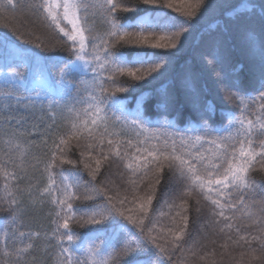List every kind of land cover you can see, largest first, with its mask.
<instances>
[{"label":"trees","instance_id":"1","mask_svg":"<svg viewBox=\"0 0 264 264\" xmlns=\"http://www.w3.org/2000/svg\"><path fill=\"white\" fill-rule=\"evenodd\" d=\"M3 2L5 8L0 9V41L6 40V49H0V71L20 72L24 79L16 85L20 89L16 95L32 97L35 106L17 105L14 98L5 101L2 93L11 90L13 86L10 84L6 88L5 79L0 78V264H17L18 258L21 264H62L65 257L55 237L56 223L62 224L56 217L58 205L55 198L61 195L56 188L63 189L73 182V169H79L81 173V186L71 189L79 198L72 201L73 209L77 211L75 217L68 219L69 227L80 233L85 243L92 227L84 223L87 217H82L79 209L91 204V201L84 198L85 193L91 194V188L83 185L91 179L95 159L101 158V155L99 148L90 149L87 146L98 144L99 140L93 141L86 135L72 136L70 130L72 124L82 122L78 118L87 109L86 101L93 80L89 73L63 71L64 66L60 61L72 57L62 34L47 24L43 13L35 10L34 6L40 4L41 0H12L17 5L16 8L9 5L7 0ZM89 3L101 5L104 0H89ZM124 3H139L141 9L154 8L155 11L149 13L151 15L175 18L178 30L179 25L187 18L177 9H187L195 0H156L155 5H144L142 0H124ZM169 3L173 5L172 8L167 7ZM89 15L91 19L88 27L93 29L94 34L103 36L108 30L106 9L91 8ZM118 15L125 22L127 19H135L137 14L118 10ZM61 26L71 29L66 21ZM187 27L188 31L180 37L178 50H155L170 54L166 70H161L163 75L150 85H134L127 92L117 93L128 112L142 105L149 133L160 132L162 138L164 133L172 134L170 124L180 128L195 126L199 120L191 104V100L195 98L216 105L215 116L209 120L210 125L216 127L226 124L227 121L222 119L221 109L235 108L236 102L229 105L226 98L222 99L224 87L236 80L242 90L255 93L264 74V52L261 48L264 42V19L261 15V0H211L208 7L194 17ZM161 35L165 33L157 32L150 40L154 42ZM118 47L119 44L114 45V48ZM85 59L92 60V56H86ZM214 67L227 77L224 84L218 82ZM104 75L107 76V73ZM73 84L78 86V90L72 89ZM69 92L71 96L68 95ZM165 93L170 95L173 103L167 113L157 112V100ZM77 96L79 99L74 103L73 97ZM54 102L61 107L50 110L49 105ZM246 104L247 106H239L238 114L242 113L255 121L258 109L252 108L247 102ZM8 111L24 121L18 139L5 135V129L16 128L14 124L9 126L4 123L5 118L11 119L4 115ZM165 115L167 121L163 119ZM232 131L235 132V129ZM109 132L119 135L104 138L103 153L109 155V159L102 161L95 177L98 188L112 196L114 201L124 199L126 214L137 219L145 218L139 204L146 202L148 194L154 191L152 204H146V215L152 218L155 213L156 228H163V231L153 234L158 236L161 246L167 249L172 248V235L168 233V228L177 230L182 227L183 207L189 209L188 229L192 236L185 237L187 243L182 249L176 250L172 264L264 262V252L259 250L264 240L252 241L253 236L260 237L262 234L260 221L264 219V161L257 158L249 169L248 177L254 183L246 190L244 207L232 212L226 206L225 216L230 218L232 224V228L228 229L223 227L224 218L211 216V205L199 190L180 195L176 185L168 179L167 161H163L164 173L160 184L155 183L158 174L155 167L146 175H133L126 169L129 158L140 154L135 152L134 147L126 150L123 142L131 140L136 146L138 139L144 140L145 134L137 137V130L131 125H110ZM61 139L67 143L59 144ZM108 139L120 142L122 154L127 151L123 160L115 157L114 150L110 154ZM150 143L158 142L151 140ZM53 154L57 160L55 165L49 167ZM81 154L85 157L83 160L80 159ZM61 159H70L75 164L61 163ZM85 164L91 165V168H85ZM18 175H23L24 179L19 180ZM49 192L51 195H48ZM162 198L166 203L160 204L158 208ZM224 199L232 197L225 193ZM17 206L18 211L13 213L12 209ZM197 207L200 209L199 214L196 212ZM161 211L164 213L162 216L159 214ZM177 212L181 215L177 216ZM145 224H148V219H145ZM237 227L239 232L236 231ZM20 232L26 235L20 237ZM114 232L116 234L111 238L115 249L103 248L102 240L96 241L101 252L95 257L88 255L84 246L72 249L73 264L77 260L81 264L88 260L91 264L93 259H106L108 264H112L113 251L118 250L126 235L119 234L118 230ZM95 235L103 238L105 232L97 231ZM134 260L135 258H131L129 264H133Z\"/></svg>","mask_w":264,"mask_h":264},{"label":"snow or ice","instance_id":"2","mask_svg":"<svg viewBox=\"0 0 264 264\" xmlns=\"http://www.w3.org/2000/svg\"><path fill=\"white\" fill-rule=\"evenodd\" d=\"M210 2L211 0H195V3L190 4L187 9H177L187 18L183 24L179 25L178 30L175 18L151 15L149 13L154 12V8L141 9L139 3L125 5L124 0H104L101 5L91 4L89 0H63V2L41 0L40 4L34 6L36 11L43 13V19L47 24L58 30L65 38L72 58L60 61L64 66L63 71L89 73L93 80L86 101L87 109L83 116L78 118L82 122L72 124L70 130L72 136L86 135L93 141L99 140L98 144L87 146L90 149L99 148L101 155V158L95 159V168L91 169V179L83 185L91 188V194L85 193L84 196L85 200L91 201V204L79 209L81 216L87 217L84 223L92 227L87 233L89 239L86 243L80 233L69 227L68 219L75 217L77 211L73 209L72 201L79 198L71 189L74 186H81V173L79 169H73V182L63 189L56 188V191L61 193L55 198V203L58 205L56 217L57 221H62V224L56 223L55 237L65 257L62 264H73L72 249L81 246L86 247L88 255L93 257L99 255L101 248L96 246V241L102 240L105 249H115L116 246L111 238L116 234L114 230L126 235L120 242L118 250L113 251L112 264H129L131 258H135L133 264H172L176 250L182 249L187 243L185 237L191 238L192 236L188 229L189 209L187 207H183L184 215L181 216L183 226L177 230L172 227L168 228V233L172 235V248L167 249L161 246L158 236L153 234L163 231V228H156L155 213L152 218L146 215L148 211L146 204L149 206L152 204L154 191L148 194L146 202L139 204L141 211L145 213V218L137 219L133 215L126 214L123 207L124 199L114 201L112 196L96 186L95 177L100 171L102 161L109 159V155L103 153L104 138L109 135L113 137L119 135V133L109 132L110 125H131L137 130V137L145 134L144 140L138 139L136 146L131 140L123 142L126 150L134 147L135 152L140 154L130 157L125 165L133 175L137 173L146 175L152 167H155L158 170L155 183L160 184L164 173L163 161H167L168 179L176 185L180 195L199 190L211 205V216L224 218V228H232L230 218L225 216L226 206L232 212L244 207L246 190L254 183L248 177L249 169L253 167V162L257 158L264 161V74H262V82L255 93L242 90L236 80L224 87L222 99L226 98V103L229 105L236 102L235 108L221 109L222 119L227 121L226 124L222 123L216 127L210 125L209 120L215 116L216 105L195 98L191 100L193 112L199 116L195 126L186 125L180 128L169 122L173 132L172 134L164 133L163 138L160 132L149 133L142 105L128 112L117 95V93L127 92L134 85L140 87L150 85L152 81L163 75L161 70H166V64L169 62L167 57L170 54L155 50H178L177 45L180 37L188 31L187 26L192 23L194 17L208 7ZM7 3L13 8L17 7L12 0H7ZM142 3L155 5L156 0H142ZM94 7L106 9L105 21L108 30L103 36L94 34L93 29L88 27L91 19L89 12ZM167 7L172 8L173 5L169 3ZM4 8V2L0 0V9ZM118 10L125 13H136V18L122 22ZM261 15L264 19V0H261ZM64 21L67 25H71L70 30L66 26H61ZM157 32H163L165 35H161L158 40L152 42L150 37L155 36ZM125 37L127 39H124ZM165 40L168 42H162ZM116 44H119L118 48H114ZM261 48L264 52V42ZM0 49H6V40L0 41ZM89 55L92 56V60L85 59ZM213 71L216 72L218 82L224 84L227 77L215 67ZM233 71L235 73L236 69ZM104 73H107V76ZM0 77L6 78V88L10 84L13 86L11 90L2 93L5 101L14 98L17 105L35 106L32 97L16 95L20 91L16 85L24 79L20 72L0 71ZM118 77H125V79H117ZM71 87L73 90H78L76 84ZM68 95L71 96V92ZM78 99V96L73 97V102H77ZM137 100L139 101V97ZM246 102L252 108L258 109L255 121L242 113L238 114L240 113L239 106H247ZM172 103L170 95L165 93L161 99L157 100L155 108L157 112L167 113ZM56 107L61 106L55 102L49 105L50 110ZM4 115L11 117V119L5 118V124L16 125L15 130L11 127L5 129V135L20 138V129L24 121L12 115L11 111ZM163 119L167 121V116L165 115ZM232 129H235V132ZM151 140H156L158 143L152 144ZM66 143L64 139L59 141L61 145ZM107 144L110 147V154L114 150L117 159L123 160L127 156V151L121 153L119 141L108 139ZM84 158L81 154L80 159ZM56 160L57 157L53 154L49 167L55 165ZM60 162L75 164L70 159H61ZM84 167L91 168V165L85 164ZM17 178L21 181L24 179L23 175H18ZM50 179L55 184L51 176ZM225 193L232 199H224ZM48 195H51V192ZM213 196L216 198L214 199ZM163 203H166L164 198L158 203V208ZM18 209L19 206L13 208V213H16ZM196 212L199 214V207L196 208ZM159 214L164 215L162 211ZM176 215L181 214L177 212ZM145 219H148V224H145ZM260 229L261 236H253L252 241L264 240V219L260 221ZM97 231H104L105 236L101 238L95 235ZM236 231H240L239 227ZM5 235L7 236V233ZM12 235L15 236V233ZM25 235L24 232L19 233L20 237ZM259 250L264 252V243L261 244ZM17 264H21L20 258L17 259ZM76 264H81V262L77 260ZM83 264H90V262L85 260ZM91 264H108V261L93 259Z\"/></svg>","mask_w":264,"mask_h":264},{"label":"rangeland","instance_id":"3","mask_svg":"<svg viewBox=\"0 0 264 264\" xmlns=\"http://www.w3.org/2000/svg\"><path fill=\"white\" fill-rule=\"evenodd\" d=\"M1 78V80H4V79H6L5 77H0ZM171 192H173V190H171Z\"/></svg>","mask_w":264,"mask_h":264}]
</instances>
